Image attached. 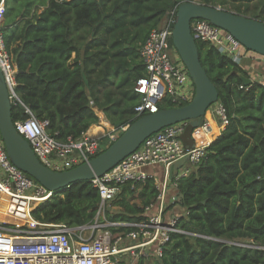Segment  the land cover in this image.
<instances>
[{"label":"trees","instance_id":"16d2710c","mask_svg":"<svg viewBox=\"0 0 264 264\" xmlns=\"http://www.w3.org/2000/svg\"><path fill=\"white\" fill-rule=\"evenodd\" d=\"M185 2L231 4L234 11L228 12L264 22V0H5L2 38L16 66L20 103L46 121L47 134L59 141L75 140L96 124L94 108L116 129L130 125L139 118L133 86L144 74L140 48ZM195 43L228 123L205 148L201 163L175 180L176 200L167 208L183 211L176 220L180 233L170 235L154 264H264V87L244 84L249 76L241 66ZM172 107L167 100L158 104L159 110ZM27 117L21 105L12 106V121ZM191 133L188 124L180 137L186 147H192ZM158 194L152 178L128 181L96 218L97 189L74 183L52 193L31 216L69 228L117 223L105 228L114 241L147 219L144 210Z\"/></svg>","mask_w":264,"mask_h":264},{"label":"built area","instance_id":"2783aa9c","mask_svg":"<svg viewBox=\"0 0 264 264\" xmlns=\"http://www.w3.org/2000/svg\"><path fill=\"white\" fill-rule=\"evenodd\" d=\"M4 11L5 0H0V72L11 105H21L28 115L25 119L12 121L15 130L28 142L39 162L52 171H65L88 162L101 151L99 137L86 131L75 140L59 141L47 134L46 121H38L20 103L15 93L16 66L2 38ZM174 22L173 12L167 14L160 27L149 32L140 48L144 74L136 79L133 86V91L139 97L133 108L134 117L156 113L158 104L163 100L176 107L181 103L187 104L194 96V84L171 43ZM190 29L194 40L212 46L234 62L242 57L243 47L227 32L207 21L194 19L190 22ZM261 84L264 87V82ZM213 105L214 108L206 113L216 122V133L219 135L227 125L228 117L221 104L216 102ZM188 124L177 123L153 133L116 166L89 181L100 197L96 218H101L105 204L119 192V186L128 181L144 182L152 178L159 190L156 203L144 210L147 219L132 224L134 230L118 236L114 241L105 228L120 225L117 223L101 224L95 221L88 226L69 228L64 224H42L34 220L31 212L47 201L52 192L11 164L0 139V199L5 202L1 208L8 213L9 219L16 222L8 224L0 220V264H143L148 258L157 260L162 247L170 241V235L180 233L176 227L177 218L165 216L167 170L176 161L188 157L186 166L178 171L172 183L186 177L189 166L201 163L204 150L211 143L197 144L194 138L196 131L211 134L210 137L216 134L211 133L209 120L205 118L203 125L191 133L194 146L186 147L180 137ZM125 127H121L120 131ZM155 165L165 169V180L161 184L142 171ZM175 200V197H171L169 204ZM152 209H156V212L149 215ZM3 224L10 228H4ZM29 225H36L39 229L30 231Z\"/></svg>","mask_w":264,"mask_h":264},{"label":"water","instance_id":"95a60500","mask_svg":"<svg viewBox=\"0 0 264 264\" xmlns=\"http://www.w3.org/2000/svg\"><path fill=\"white\" fill-rule=\"evenodd\" d=\"M194 19L207 21L231 35L245 50L264 57L262 22L195 2L180 4L175 12L171 43L194 84L192 100L183 106L160 109L156 113L139 117L126 126L104 151L88 162L60 172L43 166L28 142L15 130L11 119L12 105L0 72V139L11 164L46 190L54 193L71 184L89 182L102 176L134 152L147 137L165 127L189 122L192 131L200 128L204 123L206 112L216 103L218 94L199 61L196 43L190 29V22ZM243 81L244 84L251 82L249 79ZM188 160V157H184L169 166L167 170L169 183L174 180L178 171L186 166Z\"/></svg>","mask_w":264,"mask_h":264},{"label":"crops","instance_id":"0c3cea01","mask_svg":"<svg viewBox=\"0 0 264 264\" xmlns=\"http://www.w3.org/2000/svg\"><path fill=\"white\" fill-rule=\"evenodd\" d=\"M236 63L245 70V72L249 76L250 81H255V82H259V83L264 82V57L258 56L256 54L251 53V52H245L242 49V57L238 61H236ZM93 110L95 111V114L98 117V122L96 124L90 126L89 129L87 130V133L96 135L97 137H100L106 133H109L111 131V129H113V127L109 123V121L107 120L104 113L102 111L96 109V108H94ZM208 117L214 122V125L216 127V122L213 120V118L211 117V115L209 113H206L205 118L207 119ZM212 132H213V129L211 127V133ZM195 135H196V133H195ZM217 135L218 134L216 133L214 136H212L208 142H212L214 140L215 136H217ZM142 171L144 173H146L148 176L153 177L158 184L163 183V181L165 180V169L162 166H159V165L149 166V167L143 168ZM175 188H176L175 184L169 183V181L167 179L166 188H165L166 208L169 205V201H170L171 197H175V199H176V189ZM3 201H4V199H0V209L5 204V202H3ZM176 208L178 210H176ZM154 211L156 212V209L150 210L149 215H153L155 213ZM170 212H171V214H169L170 216L173 215L176 218H178L179 214L182 213L183 211L179 207L175 206L173 209L170 210ZM152 260L155 262L154 258L145 259L143 261V264L150 263V261H152Z\"/></svg>","mask_w":264,"mask_h":264},{"label":"rangeland","instance_id":"374dc122","mask_svg":"<svg viewBox=\"0 0 264 264\" xmlns=\"http://www.w3.org/2000/svg\"><path fill=\"white\" fill-rule=\"evenodd\" d=\"M220 8L221 9H225L226 11H234V6L233 5H231V4H225V5H223V6H220ZM220 8H218V9H220ZM175 50V49H174ZM175 53L177 54V52L175 51ZM214 108V105H212L210 108H209V110L210 109H213ZM113 127V129H111V131L109 132V133H106V134H104V135H102V136H100L99 137V141H100V143H101V146H100V148L103 150V148L104 147H106V145L108 144V143H110V142H113V140H115L120 134H121V132L122 131H120V130H118V129H116V128H114V126H112ZM112 130H114V131H112ZM189 168H190V166H189ZM172 208H166V210H165V216H167V215H169V214H171V212H170V210H171ZM176 210H178L177 208H176ZM7 220H4L6 223H8V224H13V223H16V222H14V220L13 219H9V218H6ZM1 220V219H0ZM5 222H3V223H5ZM19 223H21V221H18ZM28 228H30V231H35L36 229H39V227H37L36 225H29V227ZM88 234V233H87ZM146 264H154V261L152 260V261H150V263H146Z\"/></svg>","mask_w":264,"mask_h":264},{"label":"bare ground","instance_id":"6f19581e","mask_svg":"<svg viewBox=\"0 0 264 264\" xmlns=\"http://www.w3.org/2000/svg\"><path fill=\"white\" fill-rule=\"evenodd\" d=\"M99 114H100V113H99ZM100 116H101V115H100ZM100 118H101V117H100ZM207 119L209 120V124H210V126L212 127L213 132L216 133V132H217V129H216L215 125H214V122H213L209 117H208ZM210 136H211V134H202L201 130H197V131H196V135H194V138H195L197 144H201V143H203V142H208V141L210 140V138H211ZM2 211H3V209L1 208V209H0V212H2ZM4 213H5V212H4ZM5 215H6L7 217H9L8 213H5ZM0 219H1V220H7V219L4 218L1 214H0Z\"/></svg>","mask_w":264,"mask_h":264}]
</instances>
